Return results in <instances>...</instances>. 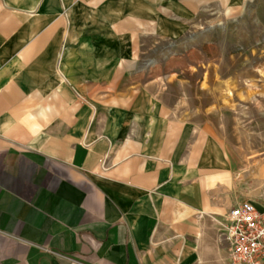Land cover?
I'll return each instance as SVG.
<instances>
[{
  "label": "crops",
  "instance_id": "crops-1",
  "mask_svg": "<svg viewBox=\"0 0 264 264\" xmlns=\"http://www.w3.org/2000/svg\"><path fill=\"white\" fill-rule=\"evenodd\" d=\"M98 4L0 0V264H230L213 220L243 202L264 211V181H239L223 149L214 163L149 152L115 115L127 98L107 96L98 119L94 81L124 59L95 35Z\"/></svg>",
  "mask_w": 264,
  "mask_h": 264
},
{
  "label": "rangeland",
  "instance_id": "rangeland-1",
  "mask_svg": "<svg viewBox=\"0 0 264 264\" xmlns=\"http://www.w3.org/2000/svg\"><path fill=\"white\" fill-rule=\"evenodd\" d=\"M97 3L101 7L89 12V19L105 27L95 35L110 37L104 46L113 58H124L120 73L114 74L117 61L112 59L111 75L94 81L89 96L100 105L98 119L111 114L113 103L102 104L107 96L127 98L115 115L121 113L125 134L133 135L139 126L149 152L169 150L180 164L199 149L213 162L223 149L225 158L238 165L239 181L248 171L256 182L264 181V0ZM107 79L109 91H97ZM213 223L225 250L227 219Z\"/></svg>",
  "mask_w": 264,
  "mask_h": 264
},
{
  "label": "built area",
  "instance_id": "built-area-1",
  "mask_svg": "<svg viewBox=\"0 0 264 264\" xmlns=\"http://www.w3.org/2000/svg\"><path fill=\"white\" fill-rule=\"evenodd\" d=\"M225 240L230 264H264V211L250 202L233 207L227 215Z\"/></svg>",
  "mask_w": 264,
  "mask_h": 264
}]
</instances>
